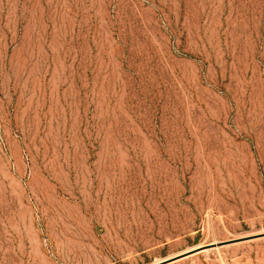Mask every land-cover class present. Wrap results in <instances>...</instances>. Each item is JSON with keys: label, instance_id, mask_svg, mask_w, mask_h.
Listing matches in <instances>:
<instances>
[{"label": "rangeland", "instance_id": "rangeland-1", "mask_svg": "<svg viewBox=\"0 0 264 264\" xmlns=\"http://www.w3.org/2000/svg\"><path fill=\"white\" fill-rule=\"evenodd\" d=\"M0 264H264V0H0Z\"/></svg>", "mask_w": 264, "mask_h": 264}]
</instances>
